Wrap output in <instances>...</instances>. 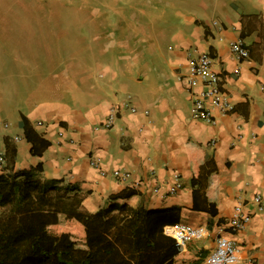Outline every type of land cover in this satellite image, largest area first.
<instances>
[{
    "label": "crops",
    "instance_id": "0c3cea01",
    "mask_svg": "<svg viewBox=\"0 0 264 264\" xmlns=\"http://www.w3.org/2000/svg\"><path fill=\"white\" fill-rule=\"evenodd\" d=\"M46 2L55 5L51 12L41 5L42 17L57 15L58 35L63 32L61 55L45 66L0 65V151L6 162L0 175L41 165L40 179L75 185L90 211L115 202L176 208V223L203 226L207 234L179 251L173 264H195L219 235L237 244L235 264H264V211L254 204L260 194L264 205V0ZM71 2L78 9L64 17L60 4ZM232 41H241L249 57L238 60ZM198 52L214 58L233 106L227 114L214 110L216 125L190 115L186 74ZM117 105L122 110L115 125L105 128ZM23 117L49 142L41 155L31 152L40 143L28 140ZM93 159L107 171H131L133 182L142 184L102 176ZM176 174L182 188L167 195ZM237 205L255 213L244 230L232 232Z\"/></svg>",
    "mask_w": 264,
    "mask_h": 264
},
{
    "label": "trees",
    "instance_id": "16d2710c",
    "mask_svg": "<svg viewBox=\"0 0 264 264\" xmlns=\"http://www.w3.org/2000/svg\"><path fill=\"white\" fill-rule=\"evenodd\" d=\"M22 125L41 155L49 142L25 117ZM41 171L0 175V264H173L179 250L164 227L178 221L176 208L115 202L90 211L75 185L42 180Z\"/></svg>",
    "mask_w": 264,
    "mask_h": 264
},
{
    "label": "built area",
    "instance_id": "2783aa9c",
    "mask_svg": "<svg viewBox=\"0 0 264 264\" xmlns=\"http://www.w3.org/2000/svg\"><path fill=\"white\" fill-rule=\"evenodd\" d=\"M217 24V22H215ZM230 49L233 55L238 59L249 57V50L241 41L230 42ZM190 68L186 74L187 82L192 95V105L190 109L191 118L201 120L212 125L217 124V118L214 110L221 114H227L233 109L228 93L223 88L222 77L214 68V58L206 52H198L190 56ZM136 112L135 107L130 108ZM121 106H112L106 117L103 126L112 128L121 112ZM42 125L43 123L40 122ZM63 136V133H60ZM19 138L16 137V140ZM72 142V141H71ZM216 140H212L215 143ZM5 153L0 151V168L5 166ZM91 165L99 169L102 176H111L119 182L128 183L130 181L135 187H139L142 182H133V173L124 169L104 170L100 167L98 160H91ZM182 188V183L178 174L175 175V184L169 188L167 195H174ZM154 192H159V187L154 188ZM254 204L257 212L264 211L262 195L256 194ZM243 205H237L234 208L233 215L229 220V228L232 232L244 230L251 222L255 211L245 212ZM164 233L174 239L179 251H183L189 243L195 240L203 239L207 234V229L203 226L192 225L178 222L164 227ZM240 250L235 241L230 238L219 235L216 239L215 248L204 258H201L195 264H235L239 260Z\"/></svg>",
    "mask_w": 264,
    "mask_h": 264
},
{
    "label": "rangeland",
    "instance_id": "374dc122",
    "mask_svg": "<svg viewBox=\"0 0 264 264\" xmlns=\"http://www.w3.org/2000/svg\"><path fill=\"white\" fill-rule=\"evenodd\" d=\"M0 0V65L20 64L29 62L31 67L36 65L45 66L47 62L56 60L61 55L57 50V42L62 39L63 32L58 35L57 15L54 19H45L40 6L43 5L50 12L54 3L41 0ZM40 1V0H37ZM63 16H73L77 5L71 3L60 4ZM51 15V14H50ZM51 22L53 29L47 28V22ZM54 22V23H53ZM63 19L60 20V30H63ZM71 51H66V55ZM72 53H75L72 51ZM82 53V52H81ZM87 53V52H83ZM65 55V56H66ZM72 59V56L69 55ZM33 74L39 67H34ZM50 69H54L50 67Z\"/></svg>",
    "mask_w": 264,
    "mask_h": 264
}]
</instances>
